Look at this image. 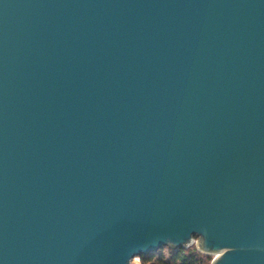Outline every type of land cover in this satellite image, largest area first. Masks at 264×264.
<instances>
[{
    "label": "water",
    "instance_id": "water-1",
    "mask_svg": "<svg viewBox=\"0 0 264 264\" xmlns=\"http://www.w3.org/2000/svg\"><path fill=\"white\" fill-rule=\"evenodd\" d=\"M264 264V0H0V264Z\"/></svg>",
    "mask_w": 264,
    "mask_h": 264
},
{
    "label": "trees",
    "instance_id": "trees-1",
    "mask_svg": "<svg viewBox=\"0 0 264 264\" xmlns=\"http://www.w3.org/2000/svg\"><path fill=\"white\" fill-rule=\"evenodd\" d=\"M212 256L199 252L195 245L178 252L164 248L156 253L141 256L142 264H211Z\"/></svg>",
    "mask_w": 264,
    "mask_h": 264
},
{
    "label": "rangeland",
    "instance_id": "rangeland-1",
    "mask_svg": "<svg viewBox=\"0 0 264 264\" xmlns=\"http://www.w3.org/2000/svg\"><path fill=\"white\" fill-rule=\"evenodd\" d=\"M194 240H195V242H196V243H195V247H196V245H198V242L200 241V238L196 237ZM168 249H169V248H168ZM171 250H172V249H171ZM212 257H213V256H212ZM138 258L141 259V257H138ZM135 262H138V259H136ZM137 264H139V263H137ZM141 264H142V261H141Z\"/></svg>",
    "mask_w": 264,
    "mask_h": 264
},
{
    "label": "built area",
    "instance_id": "built-area-1",
    "mask_svg": "<svg viewBox=\"0 0 264 264\" xmlns=\"http://www.w3.org/2000/svg\"><path fill=\"white\" fill-rule=\"evenodd\" d=\"M195 243H196V242L194 241L193 245H195ZM213 258H214V257H213ZM136 259H138V263L141 264V259H140V258H136ZM136 259H135V260H136ZM135 260H134V261H135ZM133 264H135V263H133ZM136 264H137V262H136Z\"/></svg>",
    "mask_w": 264,
    "mask_h": 264
},
{
    "label": "bare ground",
    "instance_id": "bare-ground-1",
    "mask_svg": "<svg viewBox=\"0 0 264 264\" xmlns=\"http://www.w3.org/2000/svg\"><path fill=\"white\" fill-rule=\"evenodd\" d=\"M133 263H135L136 264V262L134 261ZM138 263V262H137Z\"/></svg>",
    "mask_w": 264,
    "mask_h": 264
}]
</instances>
